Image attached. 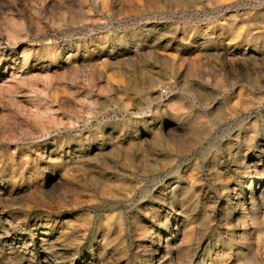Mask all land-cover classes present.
I'll return each instance as SVG.
<instances>
[{"label":"rangeland","instance_id":"rangeland-1","mask_svg":"<svg viewBox=\"0 0 264 264\" xmlns=\"http://www.w3.org/2000/svg\"><path fill=\"white\" fill-rule=\"evenodd\" d=\"M0 264H264V0H0Z\"/></svg>","mask_w":264,"mask_h":264},{"label":"bare ground","instance_id":"bare-ground-1","mask_svg":"<svg viewBox=\"0 0 264 264\" xmlns=\"http://www.w3.org/2000/svg\"><path fill=\"white\" fill-rule=\"evenodd\" d=\"M237 102V101H236Z\"/></svg>","mask_w":264,"mask_h":264}]
</instances>
